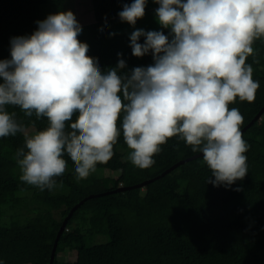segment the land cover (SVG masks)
Masks as SVG:
<instances>
[{
  "label": "clouds",
  "instance_id": "clouds-1",
  "mask_svg": "<svg viewBox=\"0 0 264 264\" xmlns=\"http://www.w3.org/2000/svg\"><path fill=\"white\" fill-rule=\"evenodd\" d=\"M155 2L158 21L172 38L134 31L133 55L151 52L154 65L130 74H118L123 59L101 72L98 60L87 55L89 45L78 39L83 29L71 10L51 14L31 36L11 40V59L0 61V138L25 133V146L16 153L21 181L55 188L66 170L65 153L76 179H87L113 156L121 114L128 159L138 168H149L161 145L178 136L203 153L215 177L208 183L231 186L246 176L243 116L229 105L237 98L253 102L260 87L246 61L254 41L264 37V0ZM145 6L146 0H134L118 15L135 25ZM8 106L46 117L48 127L29 135Z\"/></svg>",
  "mask_w": 264,
  "mask_h": 264
},
{
  "label": "trees",
  "instance_id": "trees-1",
  "mask_svg": "<svg viewBox=\"0 0 264 264\" xmlns=\"http://www.w3.org/2000/svg\"><path fill=\"white\" fill-rule=\"evenodd\" d=\"M68 1L0 0V61L11 59L14 37L31 36L44 15L63 11ZM74 1L76 7L88 6L94 13V21L82 26L78 39L89 45L87 55L98 60L102 73L116 68L121 59L126 66L118 70L119 75L154 65L151 52L133 55L130 37L134 26L150 21V9L160 6L155 0H146L145 15L135 25L118 15L134 0ZM71 6L67 5L68 11ZM142 30L162 31L172 38L170 28L147 25ZM145 40L141 36L138 42ZM252 46L254 53L246 63L252 65L253 79L260 84L255 100L237 98L229 105L243 116L240 130L248 145V171L231 186L208 183L215 177L203 153L193 152L178 136L161 145L149 168L134 166L123 137V114L111 159L78 181L74 162L65 153L66 170L55 178L53 189L40 190L20 180L16 153L25 146V133L0 138V264H49L65 217L88 195L99 193L104 194L84 201L68 220L54 264H264V113L251 123L264 106V37ZM8 111L15 112L17 121L30 129L29 135L48 127L46 117L37 118L35 113L28 117L18 106H8ZM188 158L192 159L159 176ZM104 170L118 174H104ZM134 170L144 172L142 181L159 178L143 187L113 191L142 182L126 180ZM74 252H81L83 259L67 257Z\"/></svg>",
  "mask_w": 264,
  "mask_h": 264
},
{
  "label": "rangeland",
  "instance_id": "rangeland-1",
  "mask_svg": "<svg viewBox=\"0 0 264 264\" xmlns=\"http://www.w3.org/2000/svg\"><path fill=\"white\" fill-rule=\"evenodd\" d=\"M67 5H72L69 10H71L74 13L77 21L80 23L81 26L86 25V24L94 21L95 16H94L93 11L90 9V7H88V6H84V7L77 6L76 7V1L70 0L65 5L64 10L61 12H67L68 11ZM157 8H159V7H153L150 9V21L147 23H142L140 26H138L139 24L134 26V27H136V30H139L142 28L145 29V27L147 25L152 27V29H158L160 27H163L159 23L158 17L156 15V9ZM57 13H59V12L52 13V14H57ZM48 16L49 15H44L45 19ZM26 130H27V133L29 134L30 129H26ZM103 173L104 174H118L117 171H111V170H104ZM143 179H144V172H142L141 170L131 171V173L129 175H127V177H126V180L129 182L130 181H142ZM98 185L101 189H104V186H103L104 184L101 180H99ZM11 219H13V216ZM39 220H40L41 224L44 222V218L42 215L39 216ZM41 256L44 257V256H46V254H41ZM67 257L72 259V260H82L83 254L81 252H74L73 254H71Z\"/></svg>",
  "mask_w": 264,
  "mask_h": 264
},
{
  "label": "water",
  "instance_id": "water-1",
  "mask_svg": "<svg viewBox=\"0 0 264 264\" xmlns=\"http://www.w3.org/2000/svg\"><path fill=\"white\" fill-rule=\"evenodd\" d=\"M264 113V107L259 111V113L255 116V118L251 121V123L255 122L257 119H259L261 117V115ZM251 123H249V125H251ZM247 125L245 129H247V127L249 126ZM200 155V154H198ZM198 155H195L194 157L198 156ZM192 158H188V159H183V160H180L179 162H177L176 164H174L173 166H171L170 168L166 169V171H164L161 175L159 176H162V175H165L166 173L172 171L173 169L177 168L179 165L181 164H184L185 162H187L188 160H190ZM159 176H156V177H153V178H150V179H147V180H144L140 183H136L132 186H120L119 188L113 190V191H125L129 188H132V187H143L145 186L146 184H148L149 182L153 181L154 179H157L159 178ZM113 191H109V192H113ZM101 194H104V193H99V194H90L88 195L85 199L81 200L78 204H76L72 209L71 211L69 212V214L65 217L58 233H57V236H56V239H55V242H54V245H53V249H52V252H51V255H50V262L49 264H54V260H55V256H56V251H57V247H58V243H59V240H60V237L61 235L63 234V232L65 231L66 229V226H67V223H68V220L72 217L74 211L84 202L86 201L87 199L89 198H92V197H95V196H98V195H101Z\"/></svg>",
  "mask_w": 264,
  "mask_h": 264
}]
</instances>
